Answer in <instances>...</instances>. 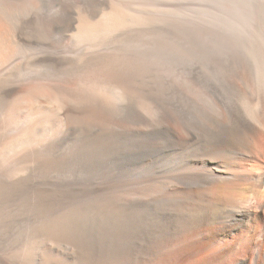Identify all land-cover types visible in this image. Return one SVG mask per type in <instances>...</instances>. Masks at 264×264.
I'll use <instances>...</instances> for the list:
<instances>
[{
  "label": "rangeland",
  "instance_id": "obj_1",
  "mask_svg": "<svg viewBox=\"0 0 264 264\" xmlns=\"http://www.w3.org/2000/svg\"><path fill=\"white\" fill-rule=\"evenodd\" d=\"M0 18L10 30L0 51V91L11 95L47 83L70 106L79 93L83 103L104 95L114 115L149 112L157 119L178 115L172 105L190 115L197 103L247 114L255 107L239 98L236 86L243 83L252 96L264 97L254 68L264 52V0H0ZM6 104L0 96V256L18 249L35 222L76 201L89 203L90 183L101 181L97 171L110 179L116 169L126 179L128 157L144 141L126 135L97 152L60 117L43 139L10 150L3 138L37 119L30 110L8 120ZM28 108L49 117L59 110L47 100ZM46 138L59 141L51 153ZM19 152L63 163L43 168L19 159Z\"/></svg>",
  "mask_w": 264,
  "mask_h": 264
},
{
  "label": "bare ground",
  "instance_id": "obj_2",
  "mask_svg": "<svg viewBox=\"0 0 264 264\" xmlns=\"http://www.w3.org/2000/svg\"><path fill=\"white\" fill-rule=\"evenodd\" d=\"M9 40V27L0 18V51ZM261 54L254 68L264 90ZM93 86L101 88L97 81ZM238 86L247 109L255 107L247 114L197 103L190 115L172 105L178 115L160 119L149 112L114 115L104 95L83 103L79 93L78 104L70 106L47 83L13 95L1 90L8 120L30 110L37 119L3 138L10 150L43 139L60 117L97 152L126 135L144 141L128 157L126 179L116 169L110 179L97 171L101 181L90 183L89 203L76 201L48 221L35 222L18 249L0 256V264H264V97L252 96L244 83ZM46 100L59 108L52 117L28 108H41ZM58 145L46 138L48 152ZM18 158L43 168L63 163L37 153L19 152Z\"/></svg>",
  "mask_w": 264,
  "mask_h": 264
}]
</instances>
